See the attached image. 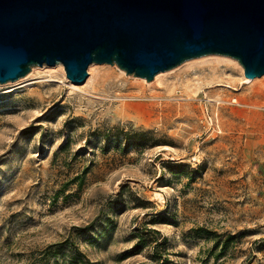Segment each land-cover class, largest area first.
I'll list each match as a JSON object with an SVG mask.
<instances>
[{
  "label": "rangeland",
  "instance_id": "374dc122",
  "mask_svg": "<svg viewBox=\"0 0 264 264\" xmlns=\"http://www.w3.org/2000/svg\"><path fill=\"white\" fill-rule=\"evenodd\" d=\"M192 59L172 87L106 63L1 83L0 264H264V75L223 61L194 94Z\"/></svg>",
  "mask_w": 264,
  "mask_h": 264
},
{
  "label": "water",
  "instance_id": "95a60500",
  "mask_svg": "<svg viewBox=\"0 0 264 264\" xmlns=\"http://www.w3.org/2000/svg\"><path fill=\"white\" fill-rule=\"evenodd\" d=\"M208 54L263 76L264 0H0V83L58 63L74 85L91 63L150 81Z\"/></svg>",
  "mask_w": 264,
  "mask_h": 264
},
{
  "label": "bare ground",
  "instance_id": "6f19581e",
  "mask_svg": "<svg viewBox=\"0 0 264 264\" xmlns=\"http://www.w3.org/2000/svg\"><path fill=\"white\" fill-rule=\"evenodd\" d=\"M206 56V55H205ZM205 56L203 57H199V58H195V59H192L194 62H197L196 64H202L200 66H197V67H191L192 69V73H188L186 74L183 78H180L181 79V82L182 84L184 85L183 87H186L185 89H187L188 91L190 90L191 92H193L195 94V92L197 91V89L200 87V84L203 80H215L217 78H219L221 76L220 74V70H219V66L218 63H221V62H227L230 64H232L234 67H236L239 72L241 73L242 77H240L242 79V82L245 83V84H250L252 82H254L256 79H249V78H246L244 76V73H243V67L239 64V62L237 60H234L232 61V59H227V58H223V57H210V58H206ZM214 56V55H212ZM220 56V55H219ZM211 61H215V62H211ZM188 62V61H186ZM186 62H182L183 64H186ZM190 62V60H189ZM193 62V63H194ZM192 63V61H191ZM192 63V64H193ZM93 66V65H90V67ZM183 66V65H181ZM89 67V68H90ZM34 67H32L33 69ZM55 70H59L65 79L66 76H65V71H64V68L63 66L58 63L56 64L55 66ZM172 70V69H171ZM170 70L168 71H165V72H160L158 74L155 75V79L156 80H160V83H165V84H170L169 86L172 87L174 85V78H171L169 79L168 76H170ZM167 72V73H166ZM169 72V73H168ZM29 75H31V73H29L26 77L24 78H21V79H17L15 80V82H19V81H22L23 79H26ZM227 76V75H226ZM240 79V80H241ZM221 80V79H220ZM219 80V82H220ZM67 81L69 82L70 86H72L73 88H76L75 86H73L74 84H72L70 82V80L67 79ZM217 81V80H216ZM12 82V81H11ZM7 83H10V82H7ZM208 84V82H206ZM206 83H203V84H206ZM215 83V81H214ZM6 84V83H5ZM216 85L215 86H219L221 84H218V83H215ZM1 85V83H0ZM225 85V84H224ZM202 86V84H201ZM204 86V85H203ZM211 86V84H210ZM229 86V85H228ZM214 87V86H212ZM208 88V87H207ZM199 90V89H198ZM155 193V192H154ZM153 193V194H154ZM157 195H158V192H157ZM160 197V196H159Z\"/></svg>",
  "mask_w": 264,
  "mask_h": 264
},
{
  "label": "trees",
  "instance_id": "16d2710c",
  "mask_svg": "<svg viewBox=\"0 0 264 264\" xmlns=\"http://www.w3.org/2000/svg\"><path fill=\"white\" fill-rule=\"evenodd\" d=\"M79 177L77 176V178L76 179H78Z\"/></svg>",
  "mask_w": 264,
  "mask_h": 264
}]
</instances>
